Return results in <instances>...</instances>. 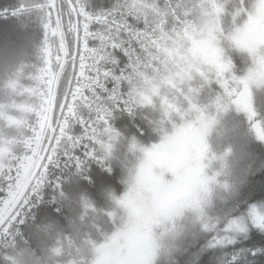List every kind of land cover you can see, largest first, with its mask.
Segmentation results:
<instances>
[{"label": "trees", "instance_id": "1", "mask_svg": "<svg viewBox=\"0 0 264 264\" xmlns=\"http://www.w3.org/2000/svg\"><path fill=\"white\" fill-rule=\"evenodd\" d=\"M140 1L143 8L151 14L157 11L158 17L168 23L181 17L187 9H191L192 15L195 13L193 6L185 5L189 0ZM216 1V20L209 23V28L206 27L209 29L207 37L221 54L220 60L229 64L232 71L228 70L226 78L218 73L199 76V103H192L196 108L191 107L200 114L205 106L217 103L218 98L221 105H227V110L214 109L213 114L219 113L216 115V132L209 137L211 151L222 158L216 166L220 172L216 182L227 185L210 191L203 208V213L209 212L210 219L216 218V208L220 207L216 205L218 190L230 192L231 197L227 199L229 208L242 210L255 203H264V143L251 129L253 123H263V117L255 107L252 110L255 115L250 121L248 114L238 111L232 102L237 98L233 94L229 96L221 86V82H226L229 90L233 84L243 86L239 81L250 75L254 79L255 64L251 65L252 57L242 44L260 0ZM121 3L122 0H57L68 52L55 107L54 125L58 130L40 168V172L46 173V179L36 194L29 193L27 203L18 215L0 231L3 235L6 230V235L0 239V264H97L105 253L110 254L116 249L126 232L140 235L143 225L141 219H131L130 205L133 197L140 194L143 180L151 173L160 174L163 183L168 182L169 185L158 192L166 187L175 188L178 183L170 172L164 174L166 171L162 167L156 169V173L153 160L161 150L172 151L171 156L174 155L169 146L165 147L190 121L160 139L146 128L145 119L153 113L146 109L137 110L134 114L127 111L125 84H120L119 91H113L117 86L116 79L126 71L125 65L131 67L130 58L122 50L113 48L102 66L100 64L104 71L103 86L86 89L83 99L75 105L73 114L70 113L76 79L81 77L80 59L73 60L76 45L74 26L79 24L83 15L92 18L111 16ZM51 5L52 0H0V145L10 144L12 149H16L17 158L22 149L28 150L23 141L32 133V130L29 134L26 132L32 123V128L37 130V115L33 116L28 111L32 105L42 104L48 17L55 26ZM119 14L120 19L123 16L128 23L135 24V18L128 17L125 11L120 10ZM97 27L103 32L107 23L103 21ZM221 38L228 42L224 47ZM49 44L55 56L52 58L54 84L62 57L59 36H50ZM53 84L51 90L45 92L49 105ZM165 100L174 106H168L172 111L180 113L167 96L161 98V104H165ZM152 102L150 96L142 103L151 105ZM49 105L40 108L47 116L45 122ZM7 117H13L20 123L9 124ZM64 118L68 120L65 131L61 130ZM101 132L103 139H98ZM110 134H116L112 143L109 142ZM100 145L105 150L97 155V146ZM88 152L93 156H88ZM76 159L81 161L79 167ZM0 171L2 199L7 186L6 173L2 167ZM6 172L12 175L8 170ZM234 176H239V189L233 193L232 189L237 187ZM226 204L223 202L221 207ZM166 206L157 208V213L151 216V222L156 217L164 218L157 233L159 241L151 234L154 246L161 245L159 253L156 252L158 264H264V233L254 231L238 245L247 251L242 261L217 260L216 247L209 248L207 243L210 233L200 230L195 235L191 228L192 221L189 220L195 213L184 209L181 212L178 208L176 213L170 214L166 212L169 211ZM207 207L208 210H204ZM124 214L126 219L122 223ZM184 230L192 234L186 246Z\"/></svg>", "mask_w": 264, "mask_h": 264}, {"label": "rangeland", "instance_id": "2", "mask_svg": "<svg viewBox=\"0 0 264 264\" xmlns=\"http://www.w3.org/2000/svg\"><path fill=\"white\" fill-rule=\"evenodd\" d=\"M189 2H186L185 5L193 6V9H195L194 15L190 13L191 9H187L181 17L177 19L173 18L171 23H168L167 20L162 21L161 17H158L156 14L158 13L157 11L151 14L149 10L147 11L146 8L142 7L140 0H122L120 7L116 8L117 10L108 17L101 16L100 18H92L83 15V19L79 21V24H75L74 26L76 45L73 60L80 59L81 77L76 79V86L73 90V97L70 103V113L73 114L75 105L78 101L83 99L86 89L90 90L93 88L92 90H94L99 86L100 88L103 86L105 80L104 71L101 70L100 64L102 66V62L106 60L108 54L113 51V48H118L129 58L136 59L137 53L142 47L141 42L145 40L146 36H151V31L146 32L145 30L146 25L153 21L156 23L157 27L164 30L165 36L168 35V30L164 27L165 25H181L180 31L176 32V35L183 42L181 47L184 48V51L182 53L177 52V56L183 61L184 65H187L186 69L182 68L185 74H190L194 71L198 76L202 77L207 76L209 73H218L220 76H225L226 78L228 71H221V69L223 65L227 63L220 60L221 54L216 51L210 39L208 40L207 35L209 34V29L206 30L209 28V23L216 20V3L218 4V1L189 0ZM120 10L125 11L128 17L131 15L135 18L133 19L135 24L128 23L123 16H121L120 19ZM255 13L256 15L253 18L254 21L252 19L248 23L247 28L249 31H246L247 33L245 32L244 34L242 48L251 55L253 59H251V65L255 64L254 79L249 83L251 108L254 110L255 107H258L257 112L262 115L264 123V83L257 84L254 82L264 81V0L259 1ZM103 21L107 23V28L102 32L98 29L97 24L100 25ZM85 23H87V29L84 27ZM252 24L253 26L251 27ZM55 27L56 24L53 26L50 17H48L46 20V63L42 70L43 96L41 106L43 105L45 108L47 104L49 105V98H46L45 92L51 90L54 78L52 58L54 59L55 56L49 44V37L52 35L56 36V34L58 35L57 28ZM79 43H81L80 50ZM166 51H168L171 56L174 50L167 49ZM131 67H133V65H131ZM231 71L232 70H230V72ZM127 75L128 73L125 71L122 76L116 79V91H119L121 79L126 78ZM107 76L109 75L107 74ZM126 83L127 81L125 80V85ZM229 90L237 99H240L242 103L246 102L248 99L241 96L244 87H240L239 84H233L229 87ZM148 97L150 96L141 95V102L148 99ZM41 106L32 105L28 111V113L33 116L37 115L35 119L37 121V130L36 128H32V123L31 128L26 131L29 134L32 130V133L29 136H27V134V137L23 141L28 150L25 151V149H22L20 151V156L18 158L15 157L19 162L18 164L2 167V171L6 173L5 180L7 190L5 196H9L8 203L11 205L14 204L16 198L20 194L33 170L40 151H44L50 138V131L47 129L48 119L45 122L47 116L40 109ZM212 106H214L215 109L216 102H214ZM202 115L203 119L214 118V123L211 124L204 136V142L207 145L206 150H201L197 137V132L202 124ZM216 121L215 114L208 115L204 110L203 113L198 115L196 121H190L186 125L183 135L173 138L165 147L167 148L169 146L173 150L174 157L171 156L172 151L169 153L167 150H161L155 156L153 160V169L156 171V169H161L162 167V170L166 171L164 174L170 172L178 182L177 185L175 188H167L169 183H163L164 179L159 178L160 174L156 176L154 172L148 175L140 186V194L133 197V203L130 205L131 219H141L143 227L142 231L139 232L140 235L138 236L137 233L134 234L131 231L126 232V235L117 243L116 249L110 254L105 253L106 255L102 256L97 264H158L155 252H157V254L159 253L161 245H158V248L154 246L155 242L151 237L152 231L150 229L152 223L151 216L153 217L157 213V208L161 209L165 205H167L166 208L169 209V211L166 210V212L170 214L176 213L178 208L182 210L181 212H184L183 209L187 212L191 211L187 209L194 202L197 188L206 182L204 173L202 172L201 175H198V171L203 167L202 161L204 154L211 149L209 137L213 132H216ZM263 123L261 122L259 124L264 127ZM53 126L54 140L56 131L58 130L55 128L54 121ZM67 126L68 120L64 118L61 122V130L65 131ZM251 129L254 135H256L253 127ZM90 131L94 133L92 129H90ZM256 138L258 139V137ZM262 142L264 143V141ZM13 151L15 153L16 149L13 148ZM43 163L44 161L41 165H43ZM40 168L39 171H41ZM7 170L12 172V175L8 174L6 172ZM9 177H12V179H9ZM238 179L239 176L233 177V181H235L236 184L238 183ZM9 186H11L10 195ZM164 186L167 187L163 191L158 192V190H162ZM237 188L239 189L238 184L237 187L234 186L232 189L233 193ZM37 191L30 192V195L36 194ZM229 193L230 192L223 193L220 190L216 191V205L218 204L221 207L223 202L227 204L225 207H221L223 211H217L220 207L216 208L215 219L209 218V212H204L202 215H197L195 213L191 216V219L189 218V222L192 221L191 228L195 231V235H198V231L200 230H206L210 233V238H208L207 243H209V248L216 247V252L218 253H216L217 260L230 259V261L239 262L246 258L247 251L239 248L240 246L238 245L247 240L254 231L264 233V221L258 220L253 213V209H255L256 213L264 217V203H255L244 207L242 210H237L236 207L229 208L227 200L228 197H231ZM170 209H172V211ZM204 210H208V207ZM182 234L183 241H186L184 243L186 246L188 245L187 240L192 234L189 230L187 232L184 230ZM4 235H6V230L3 231V235L0 234V239L3 238Z\"/></svg>", "mask_w": 264, "mask_h": 264}, {"label": "clouds", "instance_id": "3", "mask_svg": "<svg viewBox=\"0 0 264 264\" xmlns=\"http://www.w3.org/2000/svg\"><path fill=\"white\" fill-rule=\"evenodd\" d=\"M164 27L168 30L167 36L164 35L163 29L156 26L154 21L146 25L145 30L146 32L151 31V36H146L145 40L141 42L142 47L137 53L136 59L130 58L133 67L125 65L128 75L120 81L121 84H125V80L127 81L125 85L127 111L134 114L137 110L146 109L153 113L150 118L145 119L146 128L148 132L160 139L172 134L175 128L181 124L196 121L199 113L191 108L189 101L199 103L197 99L198 85L201 82L194 71L190 74H185L182 71V68L186 69L187 65H184L177 56V52L182 53L184 48L181 47L183 42L176 35V32L180 31L181 25H165ZM221 40L223 47L228 44L223 38ZM167 49L174 50L171 56L166 51ZM113 62L115 63L114 57ZM141 95L151 96L152 104L142 103ZM164 96H167L168 101L180 109V113L172 111L168 104H161V98ZM204 110L206 114L212 115L214 106L204 107ZM181 114H183V118H181ZM103 136L102 132L99 133L98 139H103ZM115 136L116 134L109 135L110 143L114 141ZM104 150L103 145L97 146V155H100ZM221 160L222 158L214 154L211 149L204 154L202 164L206 182L197 188L194 202L187 210L202 215L203 208L209 200L210 191H214L217 187H227L225 184L216 182V177L220 176L216 166ZM18 163L12 146L7 143L0 145V167ZM124 219H126V214L121 217L122 223ZM163 222V217H156L150 225L157 242L159 241L158 229Z\"/></svg>", "mask_w": 264, "mask_h": 264}, {"label": "snow or ice", "instance_id": "4", "mask_svg": "<svg viewBox=\"0 0 264 264\" xmlns=\"http://www.w3.org/2000/svg\"><path fill=\"white\" fill-rule=\"evenodd\" d=\"M85 29H87V23L84 25ZM230 70V65H223L221 71H228ZM233 79H236L235 77ZM252 81L251 75L247 78H244L239 81L244 87L243 93H241L242 97L248 98L246 102L242 103L240 99L233 100L232 102L236 104L238 111H244L248 114V118L251 121L255 115V113L252 111L251 108V102L249 98V83ZM257 84L264 83V81H254ZM221 86L225 88L226 92L229 96L232 95L231 92L228 91V85L226 82H221ZM12 87H15V84L12 85ZM165 104L168 102L165 100ZM192 108H196L195 104H192L191 101H189ZM169 107H174L173 105H168ZM23 107V106H19ZM216 107L218 110H227V105H221L219 98L217 99ZM176 111H179V109H175ZM203 112V110H200ZM9 124H19L20 121H17L13 117H7ZM103 119V117H101ZM214 123V118H207L203 119L202 115V124L201 128L197 132V137L199 141V145L201 150H206L207 145L204 142V136L207 133V130L210 128L211 124ZM253 129L258 137V139L264 141V127L261 126L259 123H253ZM110 131V129H109ZM185 133V129H180L177 133V136L183 135ZM163 147V145L161 146ZM88 156H93V153L88 152L86 153ZM67 155V154H66ZM81 161L79 159H76V164L79 167ZM43 167V165H41ZM202 172V168L199 170V173ZM9 179H12V177H9ZM46 179V173H42L39 170H37L35 176L33 177V183L28 186V188L24 191V193L19 197V199L16 201L15 205H11L8 203L9 196H5L4 198L0 199V227H4L5 225L9 224L19 213L22 206L27 203V199L30 192H35L37 189L41 186V184ZM10 189L11 186H9V195H10ZM254 215H256V218L258 220L264 221V217H261L258 213H256L255 209H253ZM150 259V258H149Z\"/></svg>", "mask_w": 264, "mask_h": 264}, {"label": "water", "instance_id": "5", "mask_svg": "<svg viewBox=\"0 0 264 264\" xmlns=\"http://www.w3.org/2000/svg\"><path fill=\"white\" fill-rule=\"evenodd\" d=\"M52 12H53V17L55 20V24H56V28L58 31V35H59V39L61 42V47H62V61L59 67V70L57 72L56 78H55V82H54V86H53V91H52V97H51V103H50V109H49V116H48V124H47V129L50 131V138L48 140V143L44 149V151H40L39 156L37 157L33 170L31 172V174L29 175L25 185L23 186L20 194L18 195V197L16 198L13 206L15 205L16 201L19 199V197L24 193V191L28 188V186L30 184H32L33 182V177L35 176L37 170H39L42 162L44 161V159L46 158L49 149L51 147L52 141H53V136H54V126H53V121H54V114H55V107H56V101H57V97H58V92H59V87H60V83H61V79L67 64V49H66V44H65V40H64V36H63V32H62V28H61V23H60V19L58 16V9H57V0H52ZM43 147V145H42ZM3 227H0V230Z\"/></svg>", "mask_w": 264, "mask_h": 264}]
</instances>
